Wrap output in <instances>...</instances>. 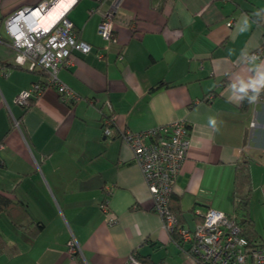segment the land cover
Masks as SVG:
<instances>
[{
  "label": "crops",
  "instance_id": "obj_1",
  "mask_svg": "<svg viewBox=\"0 0 264 264\" xmlns=\"http://www.w3.org/2000/svg\"><path fill=\"white\" fill-rule=\"evenodd\" d=\"M42 1L0 0V192L42 225L29 234L1 213L0 232L13 251L0 252V264H123L134 250L153 264H195L188 244L178 245L163 228L119 135L174 120L189 126L188 156L170 204L183 227L193 230L208 208L235 215V164L247 156L248 212L257 230L264 214V100L250 102L253 89H240L264 73V0H62L55 18L65 14L92 46L58 72L79 99L66 103L45 88L23 107L16 96L45 76L15 63L4 21ZM112 9L115 40L105 41L98 25ZM111 114L105 136L102 121ZM108 191L107 215L99 204ZM71 235L78 257L67 252Z\"/></svg>",
  "mask_w": 264,
  "mask_h": 264
},
{
  "label": "built area",
  "instance_id": "obj_2",
  "mask_svg": "<svg viewBox=\"0 0 264 264\" xmlns=\"http://www.w3.org/2000/svg\"><path fill=\"white\" fill-rule=\"evenodd\" d=\"M58 0H44L31 7L21 9L4 21L9 36L8 44L15 50L14 61L27 70H39L44 79L35 81L16 96L17 104L26 107L45 88H54L59 98L73 103L79 97L61 82L59 69L71 60L73 53L87 54L92 46L73 32V23L62 14L48 26L39 23V17L52 9ZM29 10L28 14H24ZM114 10L104 14L98 25L99 34L105 41H114L112 16ZM230 26L233 21H228ZM107 45H104V49ZM253 52L248 59L260 54ZM101 56L100 53H98ZM257 99L264 100V91ZM114 115L106 116L102 121L105 136L111 135ZM253 124V123H251ZM122 140L131 148L132 158L143 175L153 200L154 211L159 215L163 228L176 233L181 244H188L185 250L195 264H264V238L248 240L241 235L239 219L224 212L208 208L193 230L179 226L177 217L170 209V199L175 180L183 162L188 156L190 140L189 126L185 120H174L144 131L122 130ZM109 191L100 202V209L109 213ZM116 219L109 216L108 224ZM67 252L73 257L82 254L76 238L71 235L67 242ZM123 264H142L137 252L132 251Z\"/></svg>",
  "mask_w": 264,
  "mask_h": 264
},
{
  "label": "trees",
  "instance_id": "obj_3",
  "mask_svg": "<svg viewBox=\"0 0 264 264\" xmlns=\"http://www.w3.org/2000/svg\"><path fill=\"white\" fill-rule=\"evenodd\" d=\"M2 40V39H0ZM251 175H250V159L247 156L239 159L235 164L234 180H233V204H234V214L229 215L235 216L239 219V224L241 227V235L246 237L248 240L256 239V230L252 224V221L249 217V202L251 198ZM172 196V195H171ZM171 204V199H170ZM171 211L177 217L179 226H183L180 214L178 211H175L170 205ZM6 213L13 221V223L20 228L21 230L29 233L36 234L38 233L42 225L39 222L33 221L29 216L26 209L21 205V203L14 201L9 198L7 195L0 192V214ZM243 220L242 221H240ZM174 241L182 246L181 241L174 230L171 233ZM13 248L7 245L0 232V252L12 253ZM142 264H153L152 262L146 261L144 258L137 255Z\"/></svg>",
  "mask_w": 264,
  "mask_h": 264
},
{
  "label": "clouds",
  "instance_id": "obj_4",
  "mask_svg": "<svg viewBox=\"0 0 264 264\" xmlns=\"http://www.w3.org/2000/svg\"><path fill=\"white\" fill-rule=\"evenodd\" d=\"M264 86V73H260L258 75V78L253 79L252 81H250V83L243 85V87H241L240 91L241 92H245L247 91L248 88H252L253 91L258 94L260 92V87ZM237 98H241L242 97H237ZM249 101H255L257 99V95H252L251 97L248 98ZM216 121L210 120V124H212L213 126H215Z\"/></svg>",
  "mask_w": 264,
  "mask_h": 264
},
{
  "label": "bare ground",
  "instance_id": "obj_5",
  "mask_svg": "<svg viewBox=\"0 0 264 264\" xmlns=\"http://www.w3.org/2000/svg\"><path fill=\"white\" fill-rule=\"evenodd\" d=\"M62 0H59V2L49 11L45 12L43 15L39 17V23L42 25H47L52 20H55L56 17V8L61 4ZM61 7V6H60Z\"/></svg>",
  "mask_w": 264,
  "mask_h": 264
},
{
  "label": "rangeland",
  "instance_id": "obj_6",
  "mask_svg": "<svg viewBox=\"0 0 264 264\" xmlns=\"http://www.w3.org/2000/svg\"><path fill=\"white\" fill-rule=\"evenodd\" d=\"M255 234H256V239L264 238V214L261 215L260 223L258 225Z\"/></svg>",
  "mask_w": 264,
  "mask_h": 264
},
{
  "label": "water",
  "instance_id": "obj_7",
  "mask_svg": "<svg viewBox=\"0 0 264 264\" xmlns=\"http://www.w3.org/2000/svg\"><path fill=\"white\" fill-rule=\"evenodd\" d=\"M34 7H36V6L31 7V9H33ZM28 13H29V10L24 11V14H28Z\"/></svg>",
  "mask_w": 264,
  "mask_h": 264
}]
</instances>
